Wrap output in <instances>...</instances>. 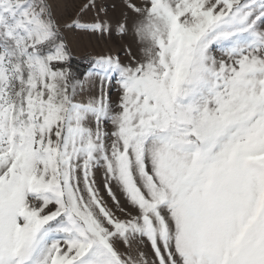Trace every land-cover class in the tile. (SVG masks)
<instances>
[{
  "label": "snow or ice",
  "instance_id": "obj_1",
  "mask_svg": "<svg viewBox=\"0 0 264 264\" xmlns=\"http://www.w3.org/2000/svg\"><path fill=\"white\" fill-rule=\"evenodd\" d=\"M0 264H264V0H0Z\"/></svg>",
  "mask_w": 264,
  "mask_h": 264
},
{
  "label": "rangeland",
  "instance_id": "obj_2",
  "mask_svg": "<svg viewBox=\"0 0 264 264\" xmlns=\"http://www.w3.org/2000/svg\"><path fill=\"white\" fill-rule=\"evenodd\" d=\"M118 39L104 38H82L74 41V59L87 58L96 53H102L109 49L115 50Z\"/></svg>",
  "mask_w": 264,
  "mask_h": 264
},
{
  "label": "trees",
  "instance_id": "obj_3",
  "mask_svg": "<svg viewBox=\"0 0 264 264\" xmlns=\"http://www.w3.org/2000/svg\"><path fill=\"white\" fill-rule=\"evenodd\" d=\"M86 58L74 59V64L79 65L81 69L85 67Z\"/></svg>",
  "mask_w": 264,
  "mask_h": 264
}]
</instances>
